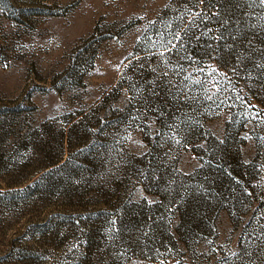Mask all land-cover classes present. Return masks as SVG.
<instances>
[{"label":"rangeland","instance_id":"374dc122","mask_svg":"<svg viewBox=\"0 0 264 264\" xmlns=\"http://www.w3.org/2000/svg\"><path fill=\"white\" fill-rule=\"evenodd\" d=\"M0 264H264V2L0 0Z\"/></svg>","mask_w":264,"mask_h":264},{"label":"trees","instance_id":"16d2710c","mask_svg":"<svg viewBox=\"0 0 264 264\" xmlns=\"http://www.w3.org/2000/svg\"><path fill=\"white\" fill-rule=\"evenodd\" d=\"M197 15H198V14H197ZM197 15H196V16H197ZM196 16H193L192 19L195 18ZM192 21H195V19H193ZM191 23H192V22L188 23L187 26L190 25ZM248 25H249V24H248ZM249 26H251V25H249ZM181 29H183V30L181 31V36L177 38L176 45H175V47H174L172 50H175V49L177 48V45H178V47H179L181 44L183 45V44H184L183 41H184L185 39H186V40H187V39H190V40H191V36H190V35L187 37V35L189 34V27H183V26H181V27H180V30H181ZM241 30H242V32L245 31V29H244L243 27L241 28ZM241 30H239V32H238V35H240V36H241V34H245V33H241ZM254 35H255V34H254ZM186 37H187V38H186ZM186 45H188V43H186ZM188 47H189V46H188ZM59 158H60V157H58V158H56V159H54V160H51L49 163H47V166L56 164V163L59 161ZM64 163H65V162H64ZM64 163H63V164H64ZM63 164H62V165H63Z\"/></svg>","mask_w":264,"mask_h":264},{"label":"snow or ice","instance_id":"6c2138e0","mask_svg":"<svg viewBox=\"0 0 264 264\" xmlns=\"http://www.w3.org/2000/svg\"><path fill=\"white\" fill-rule=\"evenodd\" d=\"M262 2H264V0H262Z\"/></svg>","mask_w":264,"mask_h":264}]
</instances>
